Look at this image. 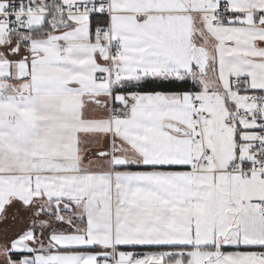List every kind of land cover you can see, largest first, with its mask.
Masks as SVG:
<instances>
[{"label": "snow or ice", "instance_id": "6c2138e0", "mask_svg": "<svg viewBox=\"0 0 264 264\" xmlns=\"http://www.w3.org/2000/svg\"><path fill=\"white\" fill-rule=\"evenodd\" d=\"M0 264H264V0H0Z\"/></svg>", "mask_w": 264, "mask_h": 264}]
</instances>
